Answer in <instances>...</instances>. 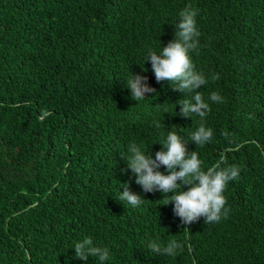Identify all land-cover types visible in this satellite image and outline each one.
<instances>
[{"label":"trees","instance_id":"16d2710c","mask_svg":"<svg viewBox=\"0 0 264 264\" xmlns=\"http://www.w3.org/2000/svg\"><path fill=\"white\" fill-rule=\"evenodd\" d=\"M185 8L200 32L189 55L209 80L203 121L179 114L193 94L157 82L146 60ZM132 74L155 89L138 103ZM201 123L213 139L196 146ZM170 131L204 170L240 168L226 218L185 225L167 194L136 183L122 155L135 143L155 159ZM125 187L140 206L118 200ZM84 237L109 249L103 264H264V0H0V264H101L75 257ZM154 239L183 250L151 254Z\"/></svg>","mask_w":264,"mask_h":264},{"label":"clouds","instance_id":"9594fccd","mask_svg":"<svg viewBox=\"0 0 264 264\" xmlns=\"http://www.w3.org/2000/svg\"><path fill=\"white\" fill-rule=\"evenodd\" d=\"M196 15L194 10L188 8L181 10L175 38L162 47L159 54L149 49L146 60L151 61L157 82L167 80L180 91L193 94L191 99L180 100L179 114L191 118L195 114L203 121L210 113L211 107L199 89L207 85L209 80L203 73L195 70L189 55L199 46L200 32L196 26ZM218 79V74L211 77L213 81ZM146 81L147 77L133 74L126 81L125 87L130 89L131 98L137 103L146 98V93L155 91ZM208 100L222 103L223 97L218 92H212ZM153 125L157 129L161 127L160 121H153ZM212 139L213 130L201 123L188 140L194 141L196 146H204ZM188 140L170 131L166 140L159 142L163 149L155 153V159L135 143L128 146L130 155L122 156L126 159L128 168L135 175L136 183L142 187L143 192L159 190L163 197L167 194L169 198L163 204L173 203V212L181 218L183 224L190 225L200 217L205 218V224L219 222L222 217L226 218L229 215L230 208L226 207L227 199L224 192L230 181L238 179L240 168L236 165L225 168L214 165L204 170L203 161L198 153L195 150L188 151L186 146ZM161 166H165L168 174L158 170ZM183 185L190 187L185 191L182 189ZM118 200L135 208L143 203L144 198L125 187ZM74 249L75 257L85 261L89 257H94L103 264L110 257L109 249L96 246L91 237H84L76 242ZM146 249L151 254L175 257L183 250V244L175 239L166 244L154 239L147 243Z\"/></svg>","mask_w":264,"mask_h":264}]
</instances>
